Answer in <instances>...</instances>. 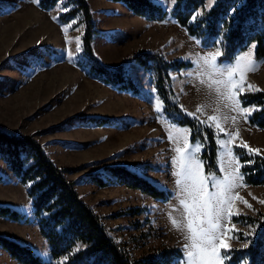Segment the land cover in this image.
<instances>
[{"label":"rangeland","instance_id":"obj_1","mask_svg":"<svg viewBox=\"0 0 264 264\" xmlns=\"http://www.w3.org/2000/svg\"><path fill=\"white\" fill-rule=\"evenodd\" d=\"M64 1L43 9L33 0H0V128L17 133L33 132L55 162L76 167L67 175L75 179L81 197L100 214L109 231L134 258L150 255L164 245L183 248L189 241L179 200L172 195L177 168L175 163L170 164L169 158L177 155V143L170 138L175 131L170 124L188 132L189 147L199 141L198 159L203 164V174L217 178L233 172L237 166L228 163L230 158L222 142L230 141L227 149H231L242 174L234 147L246 145L247 150L264 154V128L251 124L249 113L233 110L227 100H217L214 89L212 100L215 102L208 108V77L186 75L197 67L192 61L219 48L197 43L199 39L190 35L170 14L162 20H151L134 13L122 2L88 0L99 29L93 47L103 63L118 64L130 54L146 50H157L168 59L191 62L170 73L180 105L200 121L213 124L217 133L218 172L206 174L203 143L190 141V128L165 115L157 91L153 100L150 89L156 88L147 69L139 63H129V72L142 85L140 94L120 91L94 77L83 50L81 37L85 24L81 14L68 22L59 19V13L71 6ZM212 2L208 0V4ZM65 50L76 59L65 58ZM240 57H246L242 67L250 65L254 70L246 71L243 78L237 74L238 91L264 88V63H261L264 56L255 57L251 44L225 64ZM200 79L204 80L203 84ZM156 105L160 112L156 111ZM241 107L249 112L253 108L242 103ZM76 115L108 116L113 122L94 125L75 118ZM213 115L220 117L223 131L215 128V122L208 121ZM179 146L184 145L180 142ZM117 163L128 165L155 185L170 189V196L155 198L121 182L101 185L82 175L105 164ZM207 183L208 190L214 191L211 180ZM237 185L230 193L232 213L264 211V185L249 184L244 179L237 181ZM26 188L0 158V202L28 215L27 220L17 221L0 216V233L30 244L47 258L49 246L39 230ZM232 216L221 221L223 227L217 245L221 241L229 246L244 243L234 238L231 230H246L249 226L232 221ZM172 219L179 221L181 227H175ZM0 264L21 263L0 245Z\"/></svg>","mask_w":264,"mask_h":264},{"label":"trees","instance_id":"obj_2","mask_svg":"<svg viewBox=\"0 0 264 264\" xmlns=\"http://www.w3.org/2000/svg\"><path fill=\"white\" fill-rule=\"evenodd\" d=\"M59 1L39 0V5L49 9ZM112 1L122 2L134 13L151 20H162L170 14L190 35L197 37L202 46H213L219 37L222 43L215 47L223 55L218 58V63L231 62L251 44L255 45V57L264 56V0H214L207 9L206 0H179L178 6L173 5L170 12H165L163 5H158L155 0ZM64 4L71 6L59 13L61 21L68 22L77 14L82 16L85 24L82 45L94 77L120 91L140 94L142 85L129 72V63L141 64L151 74L165 115L180 125H187L190 130L196 129L197 122L184 115L175 103L178 97L170 73L173 69L191 65L189 60L168 59L157 50H146L132 53L118 64L103 63L93 47L99 29L95 26L90 2L65 0ZM198 12L203 13L202 19L190 24L191 16ZM239 97L243 106L253 107L248 121L264 128V88L240 92ZM74 117L94 125L113 122L112 118L102 115ZM214 132L207 126L202 131H190V141L200 140L204 145L202 157L206 174L218 172V144ZM234 151L244 181L264 185V154L249 151L241 145H235ZM0 158L27 185L26 192L38 218L39 230L49 246V257L46 258L30 244L0 233V245L21 264H177L182 258L181 248L172 245H164L150 255L134 258L109 231L100 214L81 197L75 179L67 175L76 167L55 162L33 132L17 133L0 128ZM82 175L101 185L121 182L155 198L167 199L171 193L170 189L155 185L125 164H105ZM0 216L15 221L28 219L22 210L3 202H0ZM232 221L249 227L231 230L232 236L244 243L230 246V260L225 258V264H264V211L258 210L255 214L240 212L239 216H232Z\"/></svg>","mask_w":264,"mask_h":264},{"label":"snow or ice","instance_id":"obj_3","mask_svg":"<svg viewBox=\"0 0 264 264\" xmlns=\"http://www.w3.org/2000/svg\"><path fill=\"white\" fill-rule=\"evenodd\" d=\"M33 2H39V0H33ZM179 0H158V5H163L165 12H170L169 5L178 6ZM214 3V0H213ZM210 5L205 4L207 9ZM234 11V9H233ZM203 13L198 12L191 16L189 23H195L198 18L202 19ZM55 19V18H54ZM196 39V38H193ZM197 43H201L200 40H196ZM222 41L218 37L213 42V47L217 44H221ZM255 47V45H253ZM80 49L78 48L77 51ZM64 57L74 61L76 58L68 53L66 50L63 53ZM223 55L222 52L217 51L215 53H209L208 55L199 56L195 61H192L197 67L193 72L186 73L188 76H195L200 78L207 76L210 81L209 96L206 106L211 108L215 101L212 100V90L214 89L217 100L224 99L229 102L230 107L238 112L249 113V109L242 108L238 91L237 74L243 78L246 71L254 70L252 66H241V62L246 57H240L233 63L225 64L223 62L218 63V58ZM190 59V58H189ZM264 63V61H261ZM200 83L203 84L204 80L200 79ZM249 87H252L249 85ZM153 93V100H156L155 89H150ZM180 111L184 115L191 116L196 121V129L190 131L201 130L204 126L209 128L213 127V124L207 122H201L197 117L184 110V106L179 104L178 99L175 101ZM156 111L160 112L159 105H156ZM220 117L209 116L208 121L215 122V128L223 131L219 124ZM170 127L175 129L174 133L170 137L177 143L175 149L177 155L170 157L169 162L175 163L177 171L174 173L177 179L175 181L176 187L172 189L173 198H178L179 206L182 209L183 215V227L187 230V244L181 248L183 256L177 264H223L225 258L230 260L231 249L230 246L220 242L216 244L219 238L220 230L223 227L221 221L226 217L231 218L233 214L239 216L240 213H232L230 211L231 206V189L237 185V181L243 180V175L239 172V163L232 155L231 149H227L229 140H224L223 146L226 149L227 155L230 158L228 163H236V168L231 173H226L223 177L217 178L215 176L206 177L203 174V164L198 159L201 146L199 141H195L191 147H189L188 132L182 128H179L176 124L171 123ZM238 135V129L236 131ZM214 135H217L214 132ZM226 135L231 136L230 133ZM205 140L207 139L205 134ZM180 142L183 143V147H180ZM246 147V145H241ZM219 151V150H218ZM252 152H258L259 150L250 149ZM211 171V169H209ZM208 180H211L214 191L208 190ZM247 204V201H244ZM251 207V205H248ZM172 224L180 228L181 223L176 219H172ZM245 236L248 234L245 233ZM223 248V257L221 256L220 249Z\"/></svg>","mask_w":264,"mask_h":264},{"label":"crops","instance_id":"obj_4","mask_svg":"<svg viewBox=\"0 0 264 264\" xmlns=\"http://www.w3.org/2000/svg\"><path fill=\"white\" fill-rule=\"evenodd\" d=\"M117 2H119V1H117Z\"/></svg>","mask_w":264,"mask_h":264}]
</instances>
